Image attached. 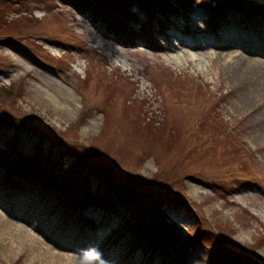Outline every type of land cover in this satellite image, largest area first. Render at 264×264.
Returning <instances> with one entry per match:
<instances>
[{
	"label": "rangeland",
	"instance_id": "obj_1",
	"mask_svg": "<svg viewBox=\"0 0 264 264\" xmlns=\"http://www.w3.org/2000/svg\"><path fill=\"white\" fill-rule=\"evenodd\" d=\"M259 26L264 0H0V264H264V69L234 68L264 42L225 35Z\"/></svg>",
	"mask_w": 264,
	"mask_h": 264
},
{
	"label": "bare ground",
	"instance_id": "obj_2",
	"mask_svg": "<svg viewBox=\"0 0 264 264\" xmlns=\"http://www.w3.org/2000/svg\"><path fill=\"white\" fill-rule=\"evenodd\" d=\"M178 24H180V22ZM252 30L253 29H247V28L246 29L245 28L239 29V27L236 28L235 30H234V28H232V29L230 28V30L225 31V35H226V37H228V36L230 37L232 35L235 36L236 37L235 39L237 40L236 43H239V44H243L240 42L241 40H245L246 42H249L250 44L253 43V45H255L257 43L259 44V43H261V41L264 42V37H260L261 34L264 35V27L259 26L256 29H254L253 31ZM176 34H178L180 36H184V33H182V31L180 29H177ZM261 38H262V40H261ZM180 40H182L183 42H186L188 45L192 46L193 48L200 46V45H198L199 42L197 40H192V39L184 38V37L181 38ZM214 40H216V39H214ZM228 42H225V43L219 42L220 44H217V45L219 47L220 46L224 47V46L228 45ZM231 43H233V42H231ZM256 50H253V51L259 52L258 54L264 55L263 46L260 49H256ZM263 61L264 60H262L261 58H249V57L243 55L242 53H239L238 57L236 58L235 65H234V68L236 67L235 69L240 71V73L237 74L238 75L237 79H242L241 76H243L244 71L245 72L246 71H253L254 69H256L260 66H261L260 68L264 69V62ZM251 93H252L251 91H248V95H250ZM47 95H48V98L52 102L58 104L57 99L53 95H50V94H47ZM20 236L23 238L24 241L31 243L30 245L36 244V242L33 240V238L31 236H29L28 233L21 232ZM0 240L2 241V235L1 234H0ZM2 248H3V251L13 252L15 250V245L13 244V242L4 243Z\"/></svg>",
	"mask_w": 264,
	"mask_h": 264
},
{
	"label": "trees",
	"instance_id": "obj_3",
	"mask_svg": "<svg viewBox=\"0 0 264 264\" xmlns=\"http://www.w3.org/2000/svg\"><path fill=\"white\" fill-rule=\"evenodd\" d=\"M109 7V6H108ZM112 7V6H111ZM113 8V7H112ZM111 9V8H110ZM171 141V140H170ZM170 141H169V144H170ZM205 160H207L206 158H203L202 161L204 162ZM3 164V163H2ZM3 168H5L4 164H3ZM7 170L4 171L6 175H8V173L10 172V168H6ZM27 170V169H26ZM31 171V172H30ZM33 170H27V171H24V173L22 172H17V170L14 169V173L12 172L10 174V179L12 180V182L14 183H20L21 185L25 184L26 183V180L28 179H36L35 178V175L33 172ZM197 171V170H196ZM200 170H198L197 172L199 173ZM169 174L171 173V170H168ZM204 172H201V174H203ZM16 175V176H15ZM69 206H71V204L69 203ZM68 206V208H69ZM67 208V209H68Z\"/></svg>",
	"mask_w": 264,
	"mask_h": 264
}]
</instances>
